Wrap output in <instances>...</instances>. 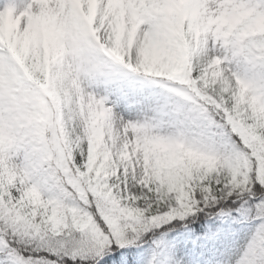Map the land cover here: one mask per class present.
<instances>
[{"label": "snow or ice", "instance_id": "snow-or-ice-1", "mask_svg": "<svg viewBox=\"0 0 264 264\" xmlns=\"http://www.w3.org/2000/svg\"><path fill=\"white\" fill-rule=\"evenodd\" d=\"M173 231L169 264L218 232L264 264V0H0V264Z\"/></svg>", "mask_w": 264, "mask_h": 264}, {"label": "rangeland", "instance_id": "rangeland-1", "mask_svg": "<svg viewBox=\"0 0 264 264\" xmlns=\"http://www.w3.org/2000/svg\"><path fill=\"white\" fill-rule=\"evenodd\" d=\"M21 0H16V3L19 4ZM174 222V221H173ZM227 223V221H225ZM220 224V221H219ZM218 224V225H219ZM235 227V226H234ZM212 231H217V226ZM176 236L175 231L169 232L167 234L168 244L161 247L159 250L158 259L163 261L164 264H169V262L174 258H180L182 253L180 251V246L175 244L174 237ZM242 234H233L231 232H218L217 237L208 240V241H199L198 246L193 251V256L197 261V264H225L226 260L229 257V254L232 253L235 249V246L240 243ZM151 243L146 245H141L135 247L136 251L133 254L134 260L138 256H143L147 258L151 252ZM191 247V245H189ZM121 253L122 261L120 264H123L127 254Z\"/></svg>", "mask_w": 264, "mask_h": 264}, {"label": "trees", "instance_id": "trees-1", "mask_svg": "<svg viewBox=\"0 0 264 264\" xmlns=\"http://www.w3.org/2000/svg\"><path fill=\"white\" fill-rule=\"evenodd\" d=\"M197 215L199 216L200 214H197ZM209 222L212 223V224H214V223H215L214 218H210ZM173 223H176V221H174ZM169 227H170V225H169ZM193 231H194V233H203V232L205 231V228H203V227L200 228L199 232H196L195 229H194ZM149 237H150V236H149V233H146V234L143 236L142 239H147V238H149Z\"/></svg>", "mask_w": 264, "mask_h": 264}]
</instances>
